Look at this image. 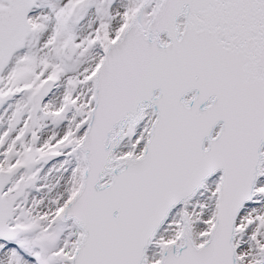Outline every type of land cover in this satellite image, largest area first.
I'll list each match as a JSON object with an SVG mask.
<instances>
[{
  "label": "snow or ice",
  "instance_id": "1",
  "mask_svg": "<svg viewBox=\"0 0 264 264\" xmlns=\"http://www.w3.org/2000/svg\"><path fill=\"white\" fill-rule=\"evenodd\" d=\"M0 264H264V0H0Z\"/></svg>",
  "mask_w": 264,
  "mask_h": 264
}]
</instances>
